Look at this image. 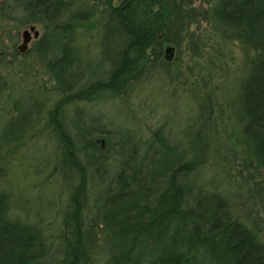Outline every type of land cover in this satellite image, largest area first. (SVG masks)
I'll return each mask as SVG.
<instances>
[{
  "label": "trees",
  "instance_id": "1",
  "mask_svg": "<svg viewBox=\"0 0 264 264\" xmlns=\"http://www.w3.org/2000/svg\"><path fill=\"white\" fill-rule=\"evenodd\" d=\"M196 1L100 0L103 8L97 13L82 0L0 4V23L44 26L34 46L38 56L47 59L53 87L61 94L50 114L60 137L57 170L67 182L77 177L63 211L68 264H93L98 224L106 238L107 264H264V241L232 213L227 199L194 185L192 175L200 162L194 156L184 158L196 155L197 142L190 143L188 152L179 153L159 128L141 151L127 135H119L118 168L108 177L105 145L111 143L105 126L87 124L84 134L73 117L74 132H68L62 117L65 107L74 102L128 94L148 63L162 58L165 43L202 15L222 39L240 42L246 53L248 70L238 120L246 151L264 170V0H216L201 10ZM91 25L99 28L100 54L107 61L102 77L79 71L83 56L78 42L87 37L86 28ZM84 78L87 82L82 85ZM38 108H17L18 115L5 135L23 137ZM90 171L98 175L101 187L103 183L108 187L106 194L99 187L96 218L87 224L82 213L87 207ZM7 197L0 192V264H45L47 245L42 232L35 225L11 219Z\"/></svg>",
  "mask_w": 264,
  "mask_h": 264
},
{
  "label": "rangeland",
  "instance_id": "2",
  "mask_svg": "<svg viewBox=\"0 0 264 264\" xmlns=\"http://www.w3.org/2000/svg\"><path fill=\"white\" fill-rule=\"evenodd\" d=\"M5 1L0 0V4ZM82 1L95 13L103 8L100 0ZM215 1L197 0L196 6L201 10ZM3 21L0 23L3 36L0 40L3 84L0 92V192L8 196L11 219L35 225L42 232L47 245L43 263L68 264L62 239L67 230L63 211L67 209L77 177L67 182L57 170L60 137L50 122V114L61 94L53 87L45 65L47 59H41L34 46L42 38L44 26L40 23L20 26ZM33 25L40 35L35 38L32 32L28 50L21 53L18 47L23 43V33ZM95 27L86 28L87 37L78 42L83 56L79 71L86 76L102 77L107 61L103 53L100 54L99 28ZM169 46L174 48L170 59L166 53ZM247 70L242 44L222 39L201 15L198 21L186 25L182 33L175 34L172 42L165 43L162 58L148 63L142 78L128 94L96 95L90 100L74 102L65 107L62 117L68 132H74L73 117L80 125L79 132L84 134L87 124L96 128L105 126L111 143L105 145L108 177L118 168L120 146L116 142L120 136L127 135L126 139L141 151L159 128H163L171 145H177L179 153L188 152L190 143L197 142L196 155L184 158L186 161L194 156L200 162L199 170L192 175L194 185L224 196L232 213L264 241V170L246 151L238 120L241 86ZM86 82L84 78L82 85ZM37 106L39 112L24 129L23 137L15 139L13 134L5 135L4 130L14 115H18L17 108L25 110ZM98 180V175L94 177L90 171L87 207L82 213L87 224L96 218V198L101 187ZM107 187L106 183L102 184L101 194H106ZM97 229L98 243L92 263L107 264L106 238L99 224Z\"/></svg>",
  "mask_w": 264,
  "mask_h": 264
},
{
  "label": "water",
  "instance_id": "3",
  "mask_svg": "<svg viewBox=\"0 0 264 264\" xmlns=\"http://www.w3.org/2000/svg\"><path fill=\"white\" fill-rule=\"evenodd\" d=\"M32 32H34V37L35 38H38L39 35H40V32L38 30H36V26L33 25L30 27V30L29 29H26L23 33V43L18 47V50L21 52V53H24L28 50L29 48V43L32 41ZM173 51H174V48L172 47H168L166 49V53H167V58L170 59L173 57Z\"/></svg>",
  "mask_w": 264,
  "mask_h": 264
}]
</instances>
